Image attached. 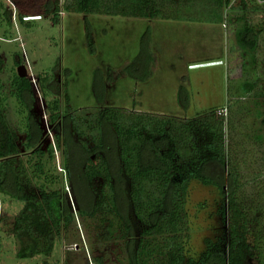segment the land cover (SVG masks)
I'll list each match as a JSON object with an SVG mask.
<instances>
[{
  "label": "trees",
  "instance_id": "trees-1",
  "mask_svg": "<svg viewBox=\"0 0 264 264\" xmlns=\"http://www.w3.org/2000/svg\"><path fill=\"white\" fill-rule=\"evenodd\" d=\"M258 1L264 4V0ZM229 2L207 0L214 15L204 20L219 22L220 9ZM263 4L255 9H264ZM17 5L21 24L28 23L23 17L49 13L51 20L58 22V0H45L35 10L28 6L21 10ZM179 5L178 0H64L63 8L84 14L194 19L181 15ZM236 10L233 37L240 51L241 76L228 81L226 113H218L213 107L202 115L180 120L104 107L64 116L69 131L61 140L63 165L78 215L97 220L102 240L125 238L129 264H264V188H253L256 193L249 196L244 193L237 163L226 148V133L240 129L239 125L244 127L251 113L264 127V20L259 24L248 20L245 0ZM152 63L148 44L142 42L123 73L145 80ZM99 75L95 70L93 86L98 99L105 88ZM40 87L44 89L42 83ZM12 88L16 100L27 107L30 80L15 75ZM57 110L54 102L51 123L59 117ZM26 127V146L33 147L38 136L30 115ZM55 140L60 143L58 134ZM17 151L16 137L7 124L0 99V192L24 203L11 227L12 235L21 243L17 257L49 256L54 236L61 226L66 228L72 223L73 214L58 191H47L43 185L31 188L33 180L44 174V165L36 161L28 173L10 158ZM34 152L42 153L38 148ZM212 168H219L218 173L212 175ZM192 180L219 189L222 203L217 215L226 224V234L215 240L206 238V247L197 257L190 256L187 248V203ZM95 261L103 264L99 258Z\"/></svg>",
  "mask_w": 264,
  "mask_h": 264
},
{
  "label": "rangeland",
  "instance_id": "rangeland-1",
  "mask_svg": "<svg viewBox=\"0 0 264 264\" xmlns=\"http://www.w3.org/2000/svg\"><path fill=\"white\" fill-rule=\"evenodd\" d=\"M44 1L0 0V99L16 137L18 151L10 158L28 173L34 162H42L44 174L33 180L31 188L43 185L47 191H58L69 205L73 221L66 228L60 227L49 256L18 258L21 243L12 235L11 227L24 203L0 192V264H96L95 258L103 264H129L125 238L102 240L97 220L78 215L63 165L61 140L69 131L64 116L104 107L180 120L202 115L213 107L218 113H226L228 81L241 76L240 51L233 37L234 15L241 0H230L222 6L219 22L204 20L214 15L207 0H178L181 15L194 18L191 20L69 12L63 8L64 0H58L57 23L51 20V13L23 17L29 25L19 23L17 3L21 10L27 6L35 10ZM245 1L248 20L252 24L263 22L264 9H255L263 3ZM142 42H147L153 63L148 77L138 80L123 73V68L138 54ZM19 66L24 67L32 85L27 107L12 94V79L18 75ZM95 70L105 86L100 99L93 86ZM54 102L59 117L51 123ZM27 115L38 136L33 147L26 146ZM244 124L226 133V148L237 163L242 189L249 196L264 188V127L253 113ZM37 148L42 153H35ZM218 170L212 168L211 174ZM189 188L187 248L190 256L197 257L206 247V238L215 240L226 234V224L217 215L222 203L217 187L192 180Z\"/></svg>",
  "mask_w": 264,
  "mask_h": 264
},
{
  "label": "water",
  "instance_id": "water-1",
  "mask_svg": "<svg viewBox=\"0 0 264 264\" xmlns=\"http://www.w3.org/2000/svg\"><path fill=\"white\" fill-rule=\"evenodd\" d=\"M18 75H19L20 77L25 76V69H24L23 66H19V67H18Z\"/></svg>",
  "mask_w": 264,
  "mask_h": 264
},
{
  "label": "crops",
  "instance_id": "crops-1",
  "mask_svg": "<svg viewBox=\"0 0 264 264\" xmlns=\"http://www.w3.org/2000/svg\"><path fill=\"white\" fill-rule=\"evenodd\" d=\"M217 62V61H216Z\"/></svg>",
  "mask_w": 264,
  "mask_h": 264
}]
</instances>
